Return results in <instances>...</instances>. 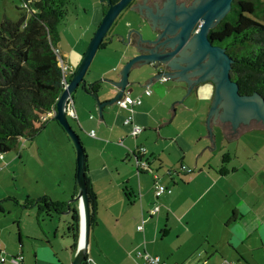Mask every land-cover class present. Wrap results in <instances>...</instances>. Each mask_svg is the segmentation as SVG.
I'll use <instances>...</instances> for the list:
<instances>
[{
    "label": "crops",
    "instance_id": "crops-1",
    "mask_svg": "<svg viewBox=\"0 0 264 264\" xmlns=\"http://www.w3.org/2000/svg\"><path fill=\"white\" fill-rule=\"evenodd\" d=\"M143 2L137 0L133 8ZM146 7L151 10L147 2ZM95 10L100 15L94 14L82 38L63 44L59 35L61 58L74 71L90 42L84 37L95 33L106 11L103 5ZM145 23L146 18L138 12H123L90 65L85 77L87 90L80 86L73 94L78 119L69 120L84 147L86 176L96 197L86 264H144L143 253L159 256L167 264H218L223 260L264 264V129L246 130L231 141L223 135L221 125H212L209 134L206 123L214 88L202 84L197 92L192 89L188 93L184 83L175 81L177 77L167 82L154 80L149 96L143 86L127 87L132 92L126 96L141 97L133 114V124L143 129L137 137L130 134L131 126L124 124L127 110L107 105L100 116L96 101L88 94L98 85L100 102L116 96L111 80L120 81L123 66L134 55L131 50L123 53V43L129 36L130 41L138 38L132 33L135 29L151 38L147 27H139ZM136 73L131 72V83L140 80ZM44 129L50 130L70 156V141L58 122L50 120ZM247 132L262 134L247 138ZM242 145H248L244 157L239 154ZM140 147L146 151L139 158L150 162V169L144 172L136 168L135 154ZM225 155L229 158L224 162ZM181 165L192 172L182 171ZM157 180L172 193L163 196L159 212L151 216ZM76 193L75 179L70 195L57 192L55 197H47L64 204ZM69 222L67 235L58 223L49 228L53 234L45 237L49 246L32 251L25 248L19 225L20 247L13 246L9 238V247L0 254L7 260L0 264H11L8 260L20 254L22 264H71L77 243Z\"/></svg>",
    "mask_w": 264,
    "mask_h": 264
},
{
    "label": "water",
    "instance_id": "water-1",
    "mask_svg": "<svg viewBox=\"0 0 264 264\" xmlns=\"http://www.w3.org/2000/svg\"><path fill=\"white\" fill-rule=\"evenodd\" d=\"M106 11L97 27L79 66L76 68L60 95L56 104L54 120L62 127L73 142L77 155L76 195L66 202L67 210L61 214L71 215L72 206H76L79 216V230L76 253L71 264L87 262L89 238L92 230V208L86 184L85 150L78 133L74 130L66 114V103L80 88H87L86 75L90 65L100 50L102 43L119 16L126 10L143 15L147 23L140 29L148 28L151 38H144L140 30H133L138 36L135 41L124 42L126 50L134 51L120 72V81L111 83L117 89L114 98L100 102L97 91L88 92L97 103L99 114L107 105H113L132 89L127 87L137 84L148 87L154 80H167L184 83L188 93L199 86L212 83L214 95L207 120L209 134L212 125H221L223 135L231 141L249 129H264V99L257 93L241 95L239 87L230 76L233 59L219 45L209 39V33L230 12L233 0H193L186 7L175 0H164L163 8L153 14L146 7L147 0L138 7L137 0H100ZM141 18V17H140ZM131 33V34H132ZM137 72L140 80L129 81L131 72ZM148 77V78H147ZM87 90V89H86ZM4 156V155H3ZM3 213V212H1ZM60 215V214H55ZM84 234V242L81 239Z\"/></svg>",
    "mask_w": 264,
    "mask_h": 264
},
{
    "label": "trees",
    "instance_id": "trees-1",
    "mask_svg": "<svg viewBox=\"0 0 264 264\" xmlns=\"http://www.w3.org/2000/svg\"><path fill=\"white\" fill-rule=\"evenodd\" d=\"M22 1L19 20L4 16L0 23V155L16 149L24 140H33L46 126L41 123L42 117L56 107L63 92L55 50L60 38L58 28L68 15L71 0ZM210 34L233 59L230 76L239 93H257L264 99V0H236ZM97 89L98 85H94L90 90ZM228 158L225 155L224 162ZM86 184L94 226L96 197L87 176ZM27 203L49 217L67 210L66 203L54 202L47 196ZM74 207L70 224L77 243L79 216ZM0 212H4L1 204Z\"/></svg>",
    "mask_w": 264,
    "mask_h": 264
},
{
    "label": "rangeland",
    "instance_id": "rangeland-1",
    "mask_svg": "<svg viewBox=\"0 0 264 264\" xmlns=\"http://www.w3.org/2000/svg\"><path fill=\"white\" fill-rule=\"evenodd\" d=\"M23 5L22 0H0V23L4 16L15 21L19 20ZM101 5L100 0H71L68 15L58 28L62 43H74L82 38L89 31V23L94 14L97 17L100 15L95 7H101ZM93 35L88 32L84 39L91 41ZM69 122L74 126L71 119ZM40 133L33 140H24L19 143L16 149L4 154V157L0 159V204L4 209L3 213L0 212L2 250L4 247L6 249L9 247L6 243L9 238L13 246L20 247L19 225L23 244L31 251L34 247L47 245L45 237H49L51 233L49 228H53L58 223L62 224L60 225L62 234H68L67 224L71 216L51 214L49 217L36 205L27 203V200H37L43 196L55 197L57 192L58 195L64 192L70 195L72 184L75 183L77 155L68 134L66 133L70 141V156L61 145L58 146L50 130L42 129ZM261 134V132H247L245 137ZM247 147L248 145L241 146L239 154L242 157L247 152ZM162 198L155 200L152 207L161 206ZM70 199L71 196L68 200Z\"/></svg>",
    "mask_w": 264,
    "mask_h": 264
},
{
    "label": "built area",
    "instance_id": "built-area-1",
    "mask_svg": "<svg viewBox=\"0 0 264 264\" xmlns=\"http://www.w3.org/2000/svg\"><path fill=\"white\" fill-rule=\"evenodd\" d=\"M56 54L58 55V59H59V65L61 67L62 70V85H63V90L65 88H67L68 85V81L70 79V77L72 76V74L74 73V70L68 66L66 63L63 62L61 55H60V50L56 49L55 50ZM163 82H167V78L163 77L162 80ZM152 93V90L148 87H146L144 94L145 95H150ZM115 104L122 109H125L129 112V115L126 117L124 124L127 126H131V132L130 134L133 137H137L139 136L143 129L137 125L133 124V114H134V109L135 107L139 106L141 104V97H130V96H123L120 99H118ZM66 114L69 118H73V119H78L77 118V114H76V110H75V106L74 103L72 101V99H68L67 103H66ZM56 115V107L52 110H50L46 115H44L41 119V123L42 124H46L47 122H49L50 120H52ZM91 136H94V131L91 132L90 134ZM145 148L144 147H140L137 152H136V168L139 172H144L150 169V162L148 159H145L144 157L139 158V156H142L143 153H145ZM3 155H0V159L3 158ZM181 170L185 171L187 173H191L192 169L187 167L186 165H181ZM153 190H154V196L156 200H159L160 198H162L164 195H170L172 193V189L161 183L160 181H156L154 183L153 186ZM160 210L159 206H154L152 211H151V216L156 215ZM139 230H141L142 228L139 227ZM4 251L1 248V244H0V254H2ZM143 259H144V264H167L164 260L161 259V257L159 256H154L151 255L149 253H143L141 254ZM7 259L5 257H3L2 255H0V261L1 262H5ZM11 264H22L23 261V256L20 254L18 256H12L9 260H8ZM218 264H234L231 261L228 260H223Z\"/></svg>",
    "mask_w": 264,
    "mask_h": 264
},
{
    "label": "flooded vegetation",
    "instance_id": "flooded-vegetation-1",
    "mask_svg": "<svg viewBox=\"0 0 264 264\" xmlns=\"http://www.w3.org/2000/svg\"><path fill=\"white\" fill-rule=\"evenodd\" d=\"M163 1L164 0H147V4H148V6L151 8V10L154 12V13H156L157 12V6H159L160 8H163ZM192 1L193 0H177V4H180V3H184L185 4V6L186 7H188L191 3H192ZM236 0H233V2H232V7H231V10L233 9V6H234V2H235ZM235 8H238V9H240L241 7L240 6H235ZM230 10V11H231ZM213 30V29H212ZM211 30V31H212ZM211 31H210V33H211ZM209 33V39L211 40V42L214 44V45H218V42L216 41V40H213L212 39V36H211V34ZM206 85L207 84H211L212 85V87H213V84L212 83H210V82H208V83H205Z\"/></svg>",
    "mask_w": 264,
    "mask_h": 264
},
{
    "label": "bare ground",
    "instance_id": "bare-ground-1",
    "mask_svg": "<svg viewBox=\"0 0 264 264\" xmlns=\"http://www.w3.org/2000/svg\"><path fill=\"white\" fill-rule=\"evenodd\" d=\"M83 242H84V234H83L82 239H81V244H83Z\"/></svg>",
    "mask_w": 264,
    "mask_h": 264
}]
</instances>
